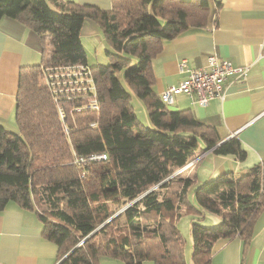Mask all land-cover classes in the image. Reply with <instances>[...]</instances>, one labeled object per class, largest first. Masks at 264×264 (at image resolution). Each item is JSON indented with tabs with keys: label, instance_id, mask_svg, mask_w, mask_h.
I'll return each instance as SVG.
<instances>
[{
	"label": "trees",
	"instance_id": "trees-1",
	"mask_svg": "<svg viewBox=\"0 0 264 264\" xmlns=\"http://www.w3.org/2000/svg\"><path fill=\"white\" fill-rule=\"evenodd\" d=\"M209 15L207 0H111L110 9L0 0V20L25 25L37 36L42 56L39 65L19 72L17 133L0 126V210L14 202L33 211L42 237L57 248V264H186L177 223L182 215L204 211L221 222L212 228L191 224L193 264H208L220 242L237 237L248 245L264 210V160L237 176L225 172L205 181L191 202L195 179L183 174L188 163L210 149L243 162L246 151L235 137L219 144L213 127L189 110L168 109L152 91L151 62L163 43L205 28ZM86 19L100 30L105 64L87 65L80 41ZM78 65L90 71L97 110L82 109L91 91L61 86L52 92L40 84L55 77L63 82L64 69ZM132 96L147 111L151 128L137 120ZM100 153L106 161L73 164L74 154Z\"/></svg>",
	"mask_w": 264,
	"mask_h": 264
},
{
	"label": "crops",
	"instance_id": "crops-1",
	"mask_svg": "<svg viewBox=\"0 0 264 264\" xmlns=\"http://www.w3.org/2000/svg\"><path fill=\"white\" fill-rule=\"evenodd\" d=\"M63 1L102 9L111 6V0ZM207 1L210 5L207 26L163 43L151 62L152 91L157 96L186 78V73L178 72L182 61L192 69H199L206 66L209 56H215L244 69L243 75L230 74L224 82L222 98L212 99L206 107L198 106L185 94L174 95L172 104L166 105L172 111L189 110L197 121L213 127L219 144L235 137L246 151L243 162L231 156L214 155L211 149L204 151L183 168L184 177L195 179L196 184L225 172L237 176L264 160V0ZM87 40L95 54L96 47H102L105 53L100 30L86 19L80 30V41L89 51ZM86 56L88 60L87 53ZM41 57L39 40L32 31L17 20L8 17L0 20V126L6 131L17 133L14 113L19 72L39 65ZM104 58L100 51L90 65L99 64ZM219 221L216 217L215 222ZM41 233L42 224L33 211L8 202L0 210V264H57L56 246ZM191 252L188 244L184 250L186 264H193ZM100 264L125 263L102 259ZM208 264H264V210L254 225L248 245L244 246L237 237L220 242Z\"/></svg>",
	"mask_w": 264,
	"mask_h": 264
},
{
	"label": "built area",
	"instance_id": "built-area-1",
	"mask_svg": "<svg viewBox=\"0 0 264 264\" xmlns=\"http://www.w3.org/2000/svg\"><path fill=\"white\" fill-rule=\"evenodd\" d=\"M206 66L199 69H192L182 61L178 64V72L186 73V78L177 85H172L163 90L159 97L165 105H171L173 96L177 94H185L194 99V102L200 107H206L208 103L214 99H221L224 93V82L226 78L233 73L244 74V69L234 67L224 59L209 56L206 59ZM63 76L65 81L60 82L56 78L47 80L46 84L52 92H56L61 86H70L72 91L81 93L82 91L93 92V97L88 101L87 105L82 108L86 110H97L98 104L94 95V86L89 69L84 65L75 67H67L64 69ZM50 77V76H49ZM81 109H76L80 111ZM90 127H94L95 123H90ZM106 155L103 153L93 154L85 158L73 155V164L83 167L88 162L106 161Z\"/></svg>",
	"mask_w": 264,
	"mask_h": 264
},
{
	"label": "rangeland",
	"instance_id": "rangeland-1",
	"mask_svg": "<svg viewBox=\"0 0 264 264\" xmlns=\"http://www.w3.org/2000/svg\"><path fill=\"white\" fill-rule=\"evenodd\" d=\"M90 37V35H88ZM90 40H87V45L89 47V51L85 50V53L88 54V60L87 63L89 65V67H91L92 65H90L92 62V59L97 58V56H99L100 51H103V55L105 56L104 50L102 49V47H96V54L94 53V48L90 45ZM87 58V56H86ZM96 63V62H95ZM98 63V62H97ZM106 63V59L104 58V60L102 62H100L99 64H105ZM94 65V64H93ZM96 65V64H95ZM118 78L122 83V86L126 89V85L123 81V72H120L118 74ZM46 81L44 79H40V84L41 85H45ZM131 106L133 108L134 114L137 118V120L142 123V125L146 128H151V124L150 121L148 119V115H147V111L145 110V108L143 107V105L141 104L140 100L135 97L132 96L131 98ZM215 178V177H214ZM210 180V179H209ZM205 182V181H204ZM204 182H199V183H195L192 188L189 190L188 192V199L191 202H194V198H193V190L200 186L201 184H203ZM198 216H194V215H182L181 218L179 219L177 226H178V230L180 231V234L182 236V238L184 239V245H185V249L187 248V245L189 244V246L192 248V238L190 235V228H191V224L197 223L198 225L202 226V227H206V228H212L215 227L217 225H219V223L221 222V218L218 216H215L207 211H204L200 217L196 218ZM219 218L220 221L218 223L215 222V218ZM184 249V250H185Z\"/></svg>",
	"mask_w": 264,
	"mask_h": 264
}]
</instances>
